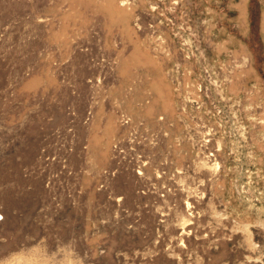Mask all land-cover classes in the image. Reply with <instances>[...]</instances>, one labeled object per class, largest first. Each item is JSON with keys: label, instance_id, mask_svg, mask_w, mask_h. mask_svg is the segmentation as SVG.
Instances as JSON below:
<instances>
[{"label": "rangeland", "instance_id": "obj_1", "mask_svg": "<svg viewBox=\"0 0 264 264\" xmlns=\"http://www.w3.org/2000/svg\"><path fill=\"white\" fill-rule=\"evenodd\" d=\"M0 264H264V0H0Z\"/></svg>", "mask_w": 264, "mask_h": 264}]
</instances>
